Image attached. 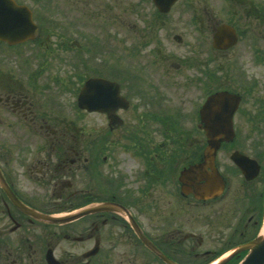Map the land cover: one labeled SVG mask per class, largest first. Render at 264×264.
I'll return each instance as SVG.
<instances>
[{
	"label": "flooded vegetation",
	"instance_id": "1",
	"mask_svg": "<svg viewBox=\"0 0 264 264\" xmlns=\"http://www.w3.org/2000/svg\"><path fill=\"white\" fill-rule=\"evenodd\" d=\"M11 1L25 10L18 22L26 33H0L3 264H46L47 249L59 264H165L144 240L178 264H207L255 235L264 213V152L244 142L264 131V0H122L147 26L140 37H120L123 50L110 46L109 62L92 74L75 70V102L86 80H96L95 110L78 107V116L65 110V92L78 85L64 73V37L53 42L44 28L52 26L51 4ZM180 21L203 37L149 31V24L169 29ZM221 25L226 36L217 38ZM220 91L234 97L233 136L214 157L224 189L199 199L208 186L184 192L179 177L203 161L209 136L224 135L212 123L204 129L200 114ZM223 110L230 111L208 110L206 121L225 120ZM236 153L255 160L252 171L259 164L253 178L234 162ZM16 202L56 217L82 212L52 223Z\"/></svg>",
	"mask_w": 264,
	"mask_h": 264
},
{
	"label": "rangeland",
	"instance_id": "2",
	"mask_svg": "<svg viewBox=\"0 0 264 264\" xmlns=\"http://www.w3.org/2000/svg\"><path fill=\"white\" fill-rule=\"evenodd\" d=\"M47 2L52 6V26L51 28L44 26V28H48L46 32L54 35L53 42L58 41V37H64V73H67L68 77H73V83L76 81L75 77L77 78V88L69 83L68 89L73 87L71 92L64 91V98L70 100L69 107L65 110L71 115L78 116L81 115V112L73 97L79 89L81 79L79 78L80 74L75 70L80 68L88 73L87 76L92 74L96 66L103 64L101 62H109L112 49L110 46L115 44V47L123 50L126 38L120 37H140L139 31L146 24L143 22L141 12L137 11L133 14L131 10L127 9L125 3H121L122 0H114L115 4L113 0H47ZM213 4V8L216 9V2L214 1ZM149 25V31L152 36L154 35L153 37H173L174 33L181 37H203L200 33L193 31L192 26H185L182 21L176 24L171 23L169 29L165 28L167 26ZM114 37H118V39L116 40ZM259 70V75L264 78L263 61ZM243 129L247 130L246 127ZM244 135L247 134L244 133ZM245 140L247 141L244 142L245 144L254 145L259 151L264 152V131H261L259 136L251 134ZM252 142L256 143L252 144ZM231 213L224 211L222 216H227L229 223L234 224L235 220L231 219ZM221 224L223 222L219 219L216 225ZM10 237H13L12 234L5 235L3 240L8 242ZM61 245L58 246V251L61 250ZM107 254L108 251H106ZM2 257L0 256V264H3Z\"/></svg>",
	"mask_w": 264,
	"mask_h": 264
},
{
	"label": "water",
	"instance_id": "3",
	"mask_svg": "<svg viewBox=\"0 0 264 264\" xmlns=\"http://www.w3.org/2000/svg\"><path fill=\"white\" fill-rule=\"evenodd\" d=\"M25 13V10L21 7H17L12 4L10 0H0V33H4L5 31H8L9 28L14 29V31H17L18 35H23L26 33V25L24 23L18 22V20H21L22 15ZM28 26V24H27ZM224 27L221 26L219 28L220 32L217 33L216 37H222L221 31H223ZM95 79H89L81 92V95H79L78 102L80 106H87L90 109H94V95H93V87L95 83ZM88 95L87 99H90L93 103L90 105H85L84 98ZM233 96L229 95L227 92H221L214 94L211 96L208 101L204 104V106L201 109V117L202 121L205 123L204 127H208V130H211V123H212V129L217 130L218 128H221L218 132L224 131L225 135L224 137H228L230 135V128H231V121L230 116L232 113L233 107ZM221 105V108L223 109H230V111L227 113L224 110L222 111L223 114L226 115L225 120H215L216 116H214L212 122H207L205 119L206 112L210 109L218 108ZM215 134V133H214ZM218 138L215 137V135L209 136V146L206 151V156L211 157L214 154V150L218 146ZM222 138V137H220ZM219 138V140H220ZM234 156H237L235 154ZM240 162V161H239ZM242 163H247L246 161H241L240 166L241 168L246 172L250 169L247 164L245 166H242ZM205 166V162L196 166L192 167L191 169L184 171L182 173V181H189V179H195L196 181H199L200 179H205V172H203ZM245 172V173H246ZM255 172V171H254ZM253 176V175H252ZM210 178V177H209ZM248 178H250V175H248ZM209 184H211L215 189L221 188L222 184L220 179L216 176V174H212L211 179H206ZM187 186V182L185 183ZM19 204V203H18ZM20 205V204H19ZM21 206V205H20ZM22 209L26 210L29 213H32L35 217H38L40 219L46 218L44 216H40L39 214H36L30 210H27L24 206H21ZM82 212V211H80ZM78 213L69 216L64 219H71L77 216ZM81 214V213H80ZM48 218V217H47ZM63 219V220H64ZM62 220V219H59ZM168 264H176L163 256L160 252L155 250ZM241 251H247L245 257L238 263V264H264V233L260 232L255 238L252 240L238 245L237 247L229 250L226 254H224L222 257H220L218 260H216L213 264H224L226 263L231 257H233L235 254L241 252ZM48 261L50 264H58L54 258L49 257Z\"/></svg>",
	"mask_w": 264,
	"mask_h": 264
},
{
	"label": "bare ground",
	"instance_id": "4",
	"mask_svg": "<svg viewBox=\"0 0 264 264\" xmlns=\"http://www.w3.org/2000/svg\"><path fill=\"white\" fill-rule=\"evenodd\" d=\"M261 231L264 233V220H263Z\"/></svg>",
	"mask_w": 264,
	"mask_h": 264
}]
</instances>
